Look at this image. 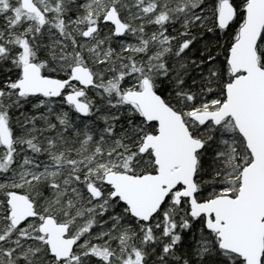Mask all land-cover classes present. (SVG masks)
I'll use <instances>...</instances> for the list:
<instances>
[{"label":"snow or ice","instance_id":"snow-or-ice-1","mask_svg":"<svg viewBox=\"0 0 264 264\" xmlns=\"http://www.w3.org/2000/svg\"><path fill=\"white\" fill-rule=\"evenodd\" d=\"M262 138L264 0H0V264H264Z\"/></svg>","mask_w":264,"mask_h":264},{"label":"trees","instance_id":"trees-1","mask_svg":"<svg viewBox=\"0 0 264 264\" xmlns=\"http://www.w3.org/2000/svg\"><path fill=\"white\" fill-rule=\"evenodd\" d=\"M80 223V221H77V224H79ZM3 232V227L2 226H0V233H2ZM29 234H31V227L29 228Z\"/></svg>","mask_w":264,"mask_h":264},{"label":"water","instance_id":"water-1","mask_svg":"<svg viewBox=\"0 0 264 264\" xmlns=\"http://www.w3.org/2000/svg\"><path fill=\"white\" fill-rule=\"evenodd\" d=\"M262 139H264V138H262ZM56 243H57V245H58V246H60V244H59V242H58V241H57Z\"/></svg>","mask_w":264,"mask_h":264}]
</instances>
